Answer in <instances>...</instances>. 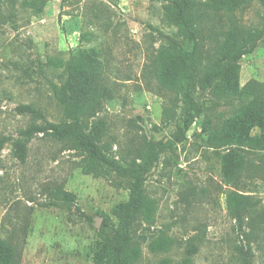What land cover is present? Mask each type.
<instances>
[{"label": "rangeland", "instance_id": "rangeland-1", "mask_svg": "<svg viewBox=\"0 0 264 264\" xmlns=\"http://www.w3.org/2000/svg\"><path fill=\"white\" fill-rule=\"evenodd\" d=\"M204 19L206 47L218 53L222 32L234 21L263 26L264 0L231 4ZM167 37L183 40L158 0H42L35 6L0 0V135L8 137L0 148V238L20 251V264H95L100 212L129 196L125 177L85 174L77 153L43 133L30 138L24 161L17 154L14 142L33 122L24 106L51 122L65 120L54 91L65 64L80 52L99 63L105 98L93 121L102 127L108 155L124 163L143 154L148 164L145 189L156 202L155 220L134 227L135 264H241L242 247L251 249L252 264H264V230L240 232L226 198L232 189L250 194L264 211V174L244 172L240 185L226 181L219 153L227 146L206 147L195 133L206 116L227 118L233 107L198 88L190 90L192 102L184 91L159 84L157 54ZM239 62L241 86L264 82V46ZM191 119L187 138L177 141ZM159 142L168 146L156 147ZM242 153L258 163L256 150ZM54 186L75 193L80 210L45 205Z\"/></svg>", "mask_w": 264, "mask_h": 264}, {"label": "trees", "instance_id": "trees-1", "mask_svg": "<svg viewBox=\"0 0 264 264\" xmlns=\"http://www.w3.org/2000/svg\"><path fill=\"white\" fill-rule=\"evenodd\" d=\"M35 6L42 0H26ZM163 3L165 18L176 26L182 41L167 37L157 54L160 67L156 71L159 84L167 90L185 92L192 102L191 89L207 91L216 103L230 105L229 117L214 121L206 116L201 122V131L195 133L206 147L218 149L227 146L228 151L219 153L223 175L228 183L244 184V172L264 174V82L250 80L240 85L241 66L239 60L264 46V24L261 28L246 27L236 21L222 32L223 39L218 53L206 47L202 34L203 21L209 11L219 13L228 5L240 7L245 0H158ZM221 15V14H219ZM99 63L94 56L80 52L67 61L62 83L54 93L62 106L65 120L51 122L38 109L24 106L33 122L14 142L21 160L26 159L27 144L39 133L64 144L81 158L82 171L95 176L116 173L129 181L127 200L114 205L110 212H100L102 217L98 229L95 264H135L140 256V246L134 239L133 230L138 222L153 223L156 202L145 189V173L148 164L145 155L127 159L121 163L109 156V148L103 143L102 127L94 123L105 98V87L99 74ZM237 104L233 105V102ZM202 111L201 107H198ZM192 123L187 121L179 129L176 140H185L186 131ZM256 126L259 133L252 134ZM8 137L0 135V148ZM159 142L156 147H167ZM235 146V147H234ZM256 150L258 163H253L242 152ZM51 200L45 205L57 206L72 212L76 205V194L61 186L50 190ZM230 217L236 221L240 232L246 236L264 230V211L260 200L250 194L230 190L226 194ZM83 214V213H82ZM91 220V217H88ZM241 264H252L250 248L240 250ZM0 264H20V251L10 241L0 238Z\"/></svg>", "mask_w": 264, "mask_h": 264}]
</instances>
